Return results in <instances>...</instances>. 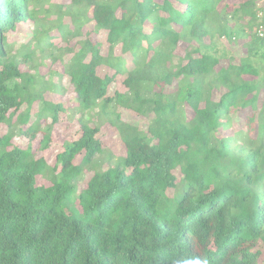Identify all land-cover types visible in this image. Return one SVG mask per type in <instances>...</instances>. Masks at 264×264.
I'll list each match as a JSON object with an SVG mask.
<instances>
[{
    "label": "trees",
    "instance_id": "trees-1",
    "mask_svg": "<svg viewBox=\"0 0 264 264\" xmlns=\"http://www.w3.org/2000/svg\"><path fill=\"white\" fill-rule=\"evenodd\" d=\"M223 1L0 0V264H264V4ZM63 75L72 105L44 97ZM63 112L79 136L52 163L12 143L48 148Z\"/></svg>",
    "mask_w": 264,
    "mask_h": 264
},
{
    "label": "rangeland",
    "instance_id": "rangeland-1",
    "mask_svg": "<svg viewBox=\"0 0 264 264\" xmlns=\"http://www.w3.org/2000/svg\"><path fill=\"white\" fill-rule=\"evenodd\" d=\"M58 2L65 3L68 0H56ZM242 0H225L229 6L230 9L233 5L237 4L238 2H241ZM263 0H258V5H263ZM264 30V28H263ZM31 36V27H30V21L26 22L25 24H20L17 27V30L13 33H11L10 37L15 42H23L27 40ZM58 42V41H57ZM218 46L220 50L228 51L230 52H236V56H240L242 53L241 46L238 45H232L231 43H228L226 39L221 38L220 41H218ZM234 50V51H233ZM118 51V50H117ZM178 51H182V46L179 47ZM21 68L25 70V66L21 65ZM40 73L42 75H45L48 77L53 71L56 72H62L63 68L62 65L59 62L56 63H50L47 62L46 64H43L39 67ZM103 73V72H102ZM52 79L56 81V76L53 75ZM121 77L118 76L116 78L115 83L111 86V91L116 89L121 90ZM61 84L66 89L64 93L59 94L55 92L47 91L44 94V97L48 100H52L55 102H64L67 105L73 104L74 94L72 91L71 84L69 83L68 77L66 75H63L61 78ZM36 104L34 105V111L36 110ZM188 115H191V112L187 109ZM123 118L128 121L136 122V117L129 115L127 112L122 113ZM234 126L236 127H242L244 126L245 117L244 113L240 111L234 118ZM8 130V126L6 124H0V134L6 133ZM99 139L102 142V145L105 149H108L113 156L115 157H121L125 155V149L124 145L121 142L120 138L118 137L115 130H113L111 127L103 126L102 129L99 132ZM79 136V127L76 122V119L71 117L69 115V112L66 113H60L59 121L57 124L53 126L52 133H51V144L48 146V148L44 150H36V147L38 145V139L36 138L34 141L29 142L28 139L25 136H20L19 134H15V137L12 139V143L14 145H17L19 147H26L28 143L31 145V148L36 153L37 156H43L49 163H52L55 155L58 151H60L63 148V145L67 141H71L73 139H76ZM80 159V156L77 157L76 162H78ZM92 175L91 171H88L85 173L83 178L78 181V189L84 187L86 185L87 180ZM37 183L38 184H48V181L41 176L37 177Z\"/></svg>",
    "mask_w": 264,
    "mask_h": 264
},
{
    "label": "clouds",
    "instance_id": "clouds-1",
    "mask_svg": "<svg viewBox=\"0 0 264 264\" xmlns=\"http://www.w3.org/2000/svg\"><path fill=\"white\" fill-rule=\"evenodd\" d=\"M170 264H211L205 256H194L191 254H180L170 261Z\"/></svg>",
    "mask_w": 264,
    "mask_h": 264
},
{
    "label": "built area",
    "instance_id": "built-area-1",
    "mask_svg": "<svg viewBox=\"0 0 264 264\" xmlns=\"http://www.w3.org/2000/svg\"><path fill=\"white\" fill-rule=\"evenodd\" d=\"M257 32L259 35H262L263 34V26L258 27Z\"/></svg>",
    "mask_w": 264,
    "mask_h": 264
}]
</instances>
